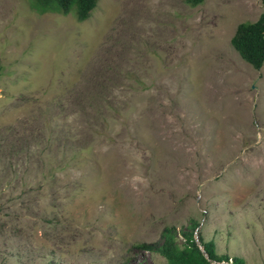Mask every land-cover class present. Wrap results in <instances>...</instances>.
<instances>
[{
    "label": "rangeland",
    "instance_id": "1",
    "mask_svg": "<svg viewBox=\"0 0 264 264\" xmlns=\"http://www.w3.org/2000/svg\"><path fill=\"white\" fill-rule=\"evenodd\" d=\"M262 9L0 0V264H166L139 245L191 219L264 264V62L230 42Z\"/></svg>",
    "mask_w": 264,
    "mask_h": 264
},
{
    "label": "trees",
    "instance_id": "2",
    "mask_svg": "<svg viewBox=\"0 0 264 264\" xmlns=\"http://www.w3.org/2000/svg\"><path fill=\"white\" fill-rule=\"evenodd\" d=\"M98 0H32V7L38 11L74 12L78 20L86 19ZM196 5L203 0H185ZM263 9L255 20L239 22L230 38L231 45L240 56L253 67L260 68L264 62V0ZM190 229L177 231L174 226H165L161 232L163 240L159 244L142 243L139 246L148 250H156L166 259V264H245L241 256L218 254L213 239L204 240L199 234L197 242L194 230L198 221L191 219ZM183 237L182 242L177 236ZM229 258L231 261H229Z\"/></svg>",
    "mask_w": 264,
    "mask_h": 264
},
{
    "label": "water",
    "instance_id": "3",
    "mask_svg": "<svg viewBox=\"0 0 264 264\" xmlns=\"http://www.w3.org/2000/svg\"><path fill=\"white\" fill-rule=\"evenodd\" d=\"M230 261H231V259H230Z\"/></svg>",
    "mask_w": 264,
    "mask_h": 264
}]
</instances>
